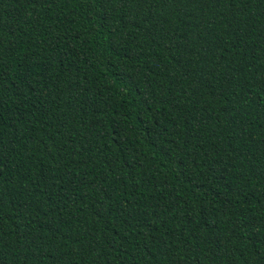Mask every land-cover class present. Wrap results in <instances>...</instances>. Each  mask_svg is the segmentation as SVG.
<instances>
[{
    "label": "trees",
    "instance_id": "trees-1",
    "mask_svg": "<svg viewBox=\"0 0 264 264\" xmlns=\"http://www.w3.org/2000/svg\"><path fill=\"white\" fill-rule=\"evenodd\" d=\"M0 264H264V0H0Z\"/></svg>",
    "mask_w": 264,
    "mask_h": 264
}]
</instances>
